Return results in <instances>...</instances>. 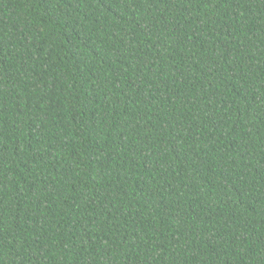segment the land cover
Masks as SVG:
<instances>
[{
  "label": "trees",
  "instance_id": "1",
  "mask_svg": "<svg viewBox=\"0 0 264 264\" xmlns=\"http://www.w3.org/2000/svg\"><path fill=\"white\" fill-rule=\"evenodd\" d=\"M0 264H264V0H0Z\"/></svg>",
  "mask_w": 264,
  "mask_h": 264
}]
</instances>
